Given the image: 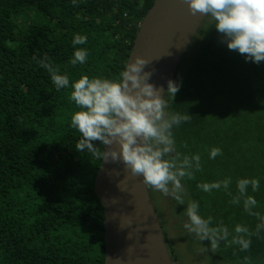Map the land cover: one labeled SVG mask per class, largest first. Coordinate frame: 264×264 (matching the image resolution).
Returning <instances> with one entry per match:
<instances>
[{
  "label": "trees",
  "instance_id": "trees-1",
  "mask_svg": "<svg viewBox=\"0 0 264 264\" xmlns=\"http://www.w3.org/2000/svg\"><path fill=\"white\" fill-rule=\"evenodd\" d=\"M154 3L0 0V264H105L104 207L95 192L102 160L75 146L82 137L70 126L79 110L69 100L71 86L57 91L33 57H49L70 84L83 75L115 79ZM206 21L175 74L178 80L173 78L180 90L174 101L166 97V111L192 115L173 129L176 149L202 157L203 170L182 185L200 203L203 217L213 216L231 232L237 224L254 232L260 220L248 215L242 202L233 205L223 189L205 193L197 184L231 177L229 191L235 195L239 179L258 178L259 191L249 187L248 192L258 201L254 211L264 216V61L230 50L216 21ZM77 34L86 35L87 42L73 46ZM77 48L89 55L86 63L73 66ZM213 147L223 155L209 159ZM251 239L247 252L222 242L215 257L243 264L250 256L251 264H264V230Z\"/></svg>",
  "mask_w": 264,
  "mask_h": 264
},
{
  "label": "clouds",
  "instance_id": "clouds-1",
  "mask_svg": "<svg viewBox=\"0 0 264 264\" xmlns=\"http://www.w3.org/2000/svg\"><path fill=\"white\" fill-rule=\"evenodd\" d=\"M193 15L210 14L216 21L215 27L224 35L227 47L246 54V60L259 63L264 61V0H188ZM77 5V0H73ZM86 35H75L72 44L83 45ZM88 50L77 48L70 63L75 66L87 62ZM38 65L50 74L56 90L71 86L69 100L74 102L78 111L71 116V127L81 134L76 148H85L92 156L104 162L123 161L132 175L143 177V182L164 195H171L178 204L184 205L182 180L195 179V173L203 170L201 154H185L176 149L173 129L188 123L192 115L188 112H168V100L174 98L181 85L168 81L167 91L163 86L150 83L153 72L145 71L149 61L137 56L134 61L125 62L115 79L83 75L71 82L67 73L61 74L46 55L37 59ZM94 142H100L104 150ZM120 145L117 150L111 147ZM183 147L187 148V144ZM223 155L219 147L211 148L209 159ZM231 177L213 182H201L197 188L205 193L223 189L232 197L230 203L240 205L248 215L255 216L260 223L255 231L248 226L237 224L231 232L221 221L214 223V217L200 214V203L189 200L184 210L188 223L184 227L200 241H210L205 251L217 252L221 243L231 247L239 246L241 252H247L252 245L251 237L259 236L264 230V216L254 211L258 201L254 195L260 189L258 178H241L236 183L235 195L229 191ZM231 237V239H229ZM243 264H251V257L245 256Z\"/></svg>",
  "mask_w": 264,
  "mask_h": 264
},
{
  "label": "water",
  "instance_id": "water-1",
  "mask_svg": "<svg viewBox=\"0 0 264 264\" xmlns=\"http://www.w3.org/2000/svg\"><path fill=\"white\" fill-rule=\"evenodd\" d=\"M209 14H192L188 0H155L138 30L129 60L143 57L150 83L173 80ZM111 147L120 149L118 143ZM95 192L104 207L105 264H175L149 186L123 161H102Z\"/></svg>",
  "mask_w": 264,
  "mask_h": 264
},
{
  "label": "rangeland",
  "instance_id": "rangeland-1",
  "mask_svg": "<svg viewBox=\"0 0 264 264\" xmlns=\"http://www.w3.org/2000/svg\"><path fill=\"white\" fill-rule=\"evenodd\" d=\"M212 16L210 15L205 23H208ZM179 76L176 75L175 80ZM151 188V192L158 209V214L162 224L170 237L173 248L179 257L180 264H240L231 263L215 257L210 250L204 249L210 245V241H200L193 234H190L184 227L188 223V218L184 214L187 201L193 200L187 186L183 185L185 204L180 205L171 195H164L161 191ZM160 212V213H159ZM211 253V256L209 254Z\"/></svg>",
  "mask_w": 264,
  "mask_h": 264
},
{
  "label": "crops",
  "instance_id": "crops-1",
  "mask_svg": "<svg viewBox=\"0 0 264 264\" xmlns=\"http://www.w3.org/2000/svg\"><path fill=\"white\" fill-rule=\"evenodd\" d=\"M209 256H211V253L209 254Z\"/></svg>",
  "mask_w": 264,
  "mask_h": 264
}]
</instances>
